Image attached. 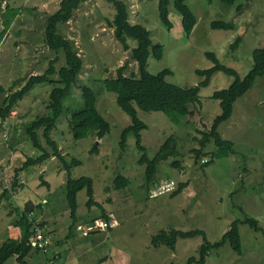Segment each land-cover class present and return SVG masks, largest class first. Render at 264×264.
Segmentation results:
<instances>
[{
	"label": "rangeland",
	"instance_id": "rangeland-1",
	"mask_svg": "<svg viewBox=\"0 0 264 264\" xmlns=\"http://www.w3.org/2000/svg\"><path fill=\"white\" fill-rule=\"evenodd\" d=\"M61 1L1 0L3 8L15 7L20 13L0 45V88H3L0 89V106L8 94L26 83L30 75L43 73L52 59L58 58L57 68L65 64L63 54L52 51L45 39L47 18L59 8ZM126 1L131 21L145 25L153 41L165 48L161 59L150 56L148 70L156 74L171 69L172 73L166 76L167 81L181 87L195 86L203 79L196 70L213 65L206 55L208 52L216 53L222 64L234 68L244 77L253 67L254 49L264 44V0L249 3L238 0L229 7L221 0H186L197 18L189 37L183 31L174 0H170L169 6L171 29L160 20L158 0ZM240 4L245 5L242 11L237 10ZM114 13V6L107 1L88 0L62 26V33L77 45L84 59V68L79 82L72 86L64 100V112L51 136L66 158L81 160V165L72 168V177L90 176L94 179L95 199L101 207L94 205L89 209L86 190H81L78 193L77 224L86 223L87 226L92 220L96 222L98 217L102 219L104 209L116 219L117 225L107 232L88 236L77 231V236L68 241L65 235L72 219L65 195L67 174L55 156L24 171L22 177L26 183L11 199L1 197L0 245L21 233V229L12 223L13 212H9L13 210L17 216L21 205L33 202L36 218L53 227L55 242H61L57 249L67 264H187L190 257H199L203 243L201 235L178 238L175 250L165 245L155 247L153 236L173 228L185 231L203 229L208 239L216 242L234 220L248 216L258 220L260 230L247 223L239 225L243 253H236L226 243L220 249L212 250L203 264H264V76L257 78L254 86L236 102L232 117L220 125L222 135L235 143L237 154L218 157L205 168H202L201 160L195 163L192 150L199 147L198 139L202 137L199 131H209L220 113L219 100L212 98L213 93L229 87L234 81L233 76L216 72L210 84L201 89L202 106L190 108L188 117L180 124L172 122L162 111L138 110L140 118L148 124V128L142 131V143L157 167L149 182L165 178L175 179L177 184L188 182L177 196L172 197L168 193L150 198L149 187H145L148 183L146 165L139 163L142 151L138 149L134 136H129L125 151L120 148L121 133L131 124V118L117 104V94L106 90L103 82L105 78L115 77L118 68L126 63L129 66L125 74L136 69L135 62L131 61V52L116 39L113 28L109 26L108 20ZM213 21L233 22L235 27L213 29ZM3 28L2 23L0 31ZM238 36L242 41L232 50L231 45ZM130 43L136 45L134 40ZM80 85L94 89L98 109L111 124L110 133L102 139L90 136L77 140L73 136L69 118L71 113L84 107ZM52 88L51 83L36 85L19 102L11 116L0 119V196L7 186L4 180H10L8 169H4L10 160L20 163L35 153L26 128L38 116L48 114ZM18 112L23 114L21 118L17 117ZM38 135L42 145L53 152L42 128ZM170 136L177 139L178 150L182 154L181 168L172 167L173 158L164 161L156 157ZM5 142L13 144L15 151ZM93 146L98 147V153L90 152ZM214 150L215 145L209 144L201 158H210L205 152ZM119 173L128 175L131 183L125 189L116 190L113 180ZM41 176L49 186L41 185ZM44 199L47 203L41 208L38 205ZM62 238L65 245L60 241ZM49 257H52L51 252ZM28 261L30 264H50L42 253L36 252L30 253ZM5 264L19 263L10 258Z\"/></svg>",
	"mask_w": 264,
	"mask_h": 264
},
{
	"label": "trees",
	"instance_id": "trees-1",
	"mask_svg": "<svg viewBox=\"0 0 264 264\" xmlns=\"http://www.w3.org/2000/svg\"><path fill=\"white\" fill-rule=\"evenodd\" d=\"M87 1L88 0H62L59 8L55 12L49 14L47 18L45 26L46 43L52 51L57 54H63L65 57V64L57 68L56 63L58 62V58L52 59L48 64V68L43 73L30 75L26 83L21 88L8 94L4 98L3 105L0 106V119H6L17 110L19 102L36 85L43 83H51L53 85L49 93L50 99L47 105L48 114L38 116L26 128L27 136L35 149V153L28 156L20 163L18 162L15 164L14 162L16 160L11 159L8 167L4 168L5 170L8 169L7 175L10 174V180H4L7 182V186L4 187L3 193L0 196V202L1 197L11 199L10 197H13L26 183L22 177L24 171L35 165L43 164L52 157H58L67 174L65 195L70 209V217L72 219L71 225L68 227L67 234L65 235L68 241L77 236V231H81V234L88 236L96 232H107L113 229L112 227L102 231L99 227H96L97 223L101 220L100 217H98L96 222L92 220L90 223H87V226L86 223L85 225L81 223L77 224L79 220L78 193L81 190H86L88 196L86 205L89 209L94 205L100 206V203L95 199L94 179L90 176L72 177V168L81 165V160L74 157L71 159L66 158L59 150L57 142L51 136L52 131L57 127L59 118L64 112V100L70 93L72 86L79 82L80 74L84 68V59L79 54L77 45L74 40L62 33L61 28L74 17L76 11ZM105 1L112 4L115 9L113 17L108 20L109 26L113 28L116 39L123 44L126 50L131 52V61L136 64L135 72L125 74L129 66V63H126L118 68L115 77L105 78L103 81L106 90L117 94V104L131 118V124L124 127L121 133L120 148L122 152L125 151L129 136H134L138 149L142 151L139 163L141 165H146L145 176L148 183L145 187H149L147 189L149 197L156 198L168 193L152 196L154 188L160 184L161 181H171V179L165 178L160 181L155 180L154 182H149V180L155 176L157 167L154 160L147 155L146 147L142 143V131L148 128V124L140 118L138 110L162 111L172 122L180 124L188 117L190 108H200L202 106L200 98L201 89L210 84L216 72H224L227 75L233 76L234 81L229 87L216 90L213 93L212 98L219 100L220 113L214 118L209 131H199V133L202 134V137L198 139L199 147L193 148L192 151L195 155V163H198L200 160L202 161V168L211 165L218 157L237 154L235 143L222 135L220 125L232 117L236 102L254 86L257 78L264 76V44L262 47L254 49L253 67L244 77H241L234 68L222 64L216 53L208 52L206 55L211 59L213 65L207 69L196 70L197 74L203 79L195 86L181 87L167 81L166 76L172 73L171 69L167 68L156 74L148 70L150 56L152 55L157 59H161L164 55L165 48L164 45L153 41L151 32L145 25L137 21H131L130 9L127 1ZM208 1L211 2L212 0ZM237 1L238 0H221L227 7L234 5ZM245 1L249 3L252 0ZM170 3V0H158L160 20L168 29H171L173 26L170 19ZM244 7V4H240L237 10L242 11ZM174 8L181 16L184 33L189 37L197 23L195 14L186 3V0H174ZM32 9L36 10L37 8L32 7ZM19 13L20 11L15 7L8 6L3 8L0 0V25L3 23L5 26V28L0 31V45L7 30L11 27L13 20ZM211 27L213 29L229 30L233 29L235 25L233 22L213 21ZM130 40H134L136 45L132 46ZM241 41L242 37L238 36L231 45V49H236ZM0 89L2 90L3 88L1 87ZM80 89L84 97V107L71 113L69 118L73 136L77 140L90 136H97L98 139H102L110 133L111 124L98 109V98L94 89L89 85H80ZM22 116V113H17L18 118ZM41 128L43 129L47 143L54 150L53 152H50L42 145L38 135V130ZM5 143L10 148V145H12L15 151V146L13 144L9 142ZM211 143L215 145L216 150L209 153L205 152L210 158L204 160V158H201L203 157L204 149ZM90 152L93 154L98 153L99 149L97 146H93ZM181 156L182 154L178 150L177 139L173 136L168 137L156 153V157L164 161L173 158L174 160H172L171 165L174 168L182 167L183 162L180 158ZM13 163L14 165H12ZM9 169H11V172H9ZM4 181L2 180V183ZM173 181H175V179H173ZM130 183L131 178L128 175L119 173L113 180V187L116 190L125 189ZM149 183L152 185L150 186ZM45 184L48 186L50 185L44 180L43 176H41V185ZM187 186V181L180 182L169 194H171L172 197L177 196ZM9 203L11 204L10 201ZM46 203L47 199H44L38 206L42 208L43 204ZM32 204L34 203L32 202ZM34 209L35 207L28 209L26 206L21 205L19 211H17V216L14 214L13 210L9 212V214L13 212L12 223L14 226L21 229V233L18 237L8 238L0 245V264H5L10 258H14L19 264H30L28 256L32 252L42 253L50 264H54L56 261H58L59 264H67L62 258V252L57 249L58 246H61V242H55L53 227H51L47 221L36 218ZM110 216L111 215L103 209L102 217L107 219ZM244 223L250 224L255 230H260L258 220L246 216L244 219L234 220L230 224L229 229L216 242H211L203 229L185 231L173 228L171 230H162L154 235L152 244L155 247L165 245L175 250L178 238H192L201 235L203 237V243L199 248V257H190L187 264H193L195 262L203 264L206 262L212 250L220 249L226 243H229L236 253L242 254L243 246L239 225ZM91 226L94 228H91ZM37 231H42L45 236L48 237L50 241L49 244L43 247L34 246L32 244V238L37 234ZM64 238L60 240L62 244H64ZM50 252L52 257H49Z\"/></svg>",
	"mask_w": 264,
	"mask_h": 264
},
{
	"label": "built area",
	"instance_id": "built-area-1",
	"mask_svg": "<svg viewBox=\"0 0 264 264\" xmlns=\"http://www.w3.org/2000/svg\"><path fill=\"white\" fill-rule=\"evenodd\" d=\"M177 187V183L173 180L171 181H161L160 184H158L153 192H152V196H157L163 193H169L172 192L175 188ZM117 224L116 220L113 217H108L101 219L96 227H99L100 230L104 231L107 229H110L112 227H114ZM91 228H94L91 226ZM49 240L48 237L45 236V234L42 231H37V234L35 236H33L32 238V244L34 246H41L43 247L46 244H49ZM65 264V263H63Z\"/></svg>",
	"mask_w": 264,
	"mask_h": 264
},
{
	"label": "water",
	"instance_id": "water-1",
	"mask_svg": "<svg viewBox=\"0 0 264 264\" xmlns=\"http://www.w3.org/2000/svg\"><path fill=\"white\" fill-rule=\"evenodd\" d=\"M25 206H26V208H28V209H32V208L34 207V204H32V203H30V202H27Z\"/></svg>",
	"mask_w": 264,
	"mask_h": 264
},
{
	"label": "crops",
	"instance_id": "crops-1",
	"mask_svg": "<svg viewBox=\"0 0 264 264\" xmlns=\"http://www.w3.org/2000/svg\"><path fill=\"white\" fill-rule=\"evenodd\" d=\"M18 18H19V15H18V16H16V19H18ZM14 20H15V19H14ZM13 22H14V21H13ZM12 25H13V24H12ZM12 25H11V26H12ZM1 44H3V43H1Z\"/></svg>",
	"mask_w": 264,
	"mask_h": 264
}]
</instances>
